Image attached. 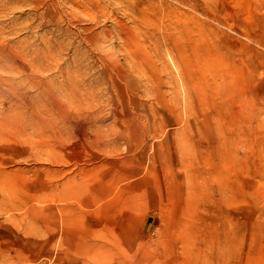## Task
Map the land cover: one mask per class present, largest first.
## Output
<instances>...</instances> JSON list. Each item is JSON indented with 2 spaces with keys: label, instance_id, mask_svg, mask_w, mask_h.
<instances>
[{
  "label": "rangeland",
  "instance_id": "1",
  "mask_svg": "<svg viewBox=\"0 0 264 264\" xmlns=\"http://www.w3.org/2000/svg\"><path fill=\"white\" fill-rule=\"evenodd\" d=\"M0 264H264V0H0Z\"/></svg>",
  "mask_w": 264,
  "mask_h": 264
}]
</instances>
